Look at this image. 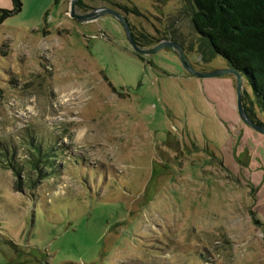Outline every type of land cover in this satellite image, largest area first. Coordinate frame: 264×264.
<instances>
[{"label":"rangeland","instance_id":"1","mask_svg":"<svg viewBox=\"0 0 264 264\" xmlns=\"http://www.w3.org/2000/svg\"><path fill=\"white\" fill-rule=\"evenodd\" d=\"M21 3L0 12V264H264V133L240 119L235 75L137 55L112 14ZM82 3L120 11L143 48L175 39L196 71L228 66L183 0Z\"/></svg>","mask_w":264,"mask_h":264},{"label":"trees","instance_id":"2","mask_svg":"<svg viewBox=\"0 0 264 264\" xmlns=\"http://www.w3.org/2000/svg\"><path fill=\"white\" fill-rule=\"evenodd\" d=\"M12 1L14 10L1 9V18L21 9V0ZM183 4L195 32L206 43L208 60L216 54L221 55L228 66L246 78L252 96L242 89L243 106L251 119L263 124L257 119L255 108L264 112V0H183ZM77 5L81 8L86 6L82 0L77 1ZM132 36L141 47L152 43L145 38L140 40L133 30ZM37 153L38 162H46L52 170L55 169L46 154L43 157L41 151ZM35 166L38 173H45L38 164ZM18 168L21 167L13 169L20 177Z\"/></svg>","mask_w":264,"mask_h":264},{"label":"water","instance_id":"3","mask_svg":"<svg viewBox=\"0 0 264 264\" xmlns=\"http://www.w3.org/2000/svg\"><path fill=\"white\" fill-rule=\"evenodd\" d=\"M77 0H70V16L80 20V21H91L96 19L97 17L104 15V14H112L115 16L119 22L123 25L128 41L133 48V50L138 53V54H151L155 53L158 50L162 49L163 47H170L172 49H175L179 59L182 62V65L184 68L188 70L191 74L198 75L201 77H211V76H219L223 75L226 73H231L234 74L236 77V106H237V112L239 114V117L242 121H244L246 124L254 128L255 130L264 133V124H260L256 122L255 120L251 119L248 115L247 112L245 111V108L243 106V94H242V75L241 73L234 69L233 67L227 66L226 68L223 69H215L207 72H201V71H196L195 69L192 68V66L189 63V60L187 59L186 55L184 54L182 46L173 40H163L158 42L152 47L149 48H143L140 47L133 39L132 37V31H131V26L130 24L126 21L125 17L122 15V13L118 10L112 9V8H107L105 6H96L92 10L84 12V13H79L75 12L74 8L76 5Z\"/></svg>","mask_w":264,"mask_h":264},{"label":"flooded vegetation","instance_id":"4","mask_svg":"<svg viewBox=\"0 0 264 264\" xmlns=\"http://www.w3.org/2000/svg\"><path fill=\"white\" fill-rule=\"evenodd\" d=\"M84 11H88V10H84ZM133 37V36H132ZM135 41V40H134ZM136 42V41H135ZM151 44V43H150ZM144 46H147V45H144ZM135 52V51H134ZM136 53V52H135Z\"/></svg>","mask_w":264,"mask_h":264}]
</instances>
